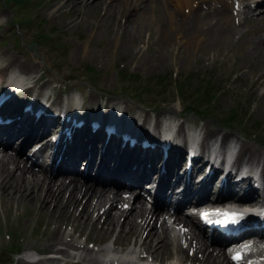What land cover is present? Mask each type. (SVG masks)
Segmentation results:
<instances>
[{
    "label": "bare ground",
    "instance_id": "6f19581e",
    "mask_svg": "<svg viewBox=\"0 0 264 264\" xmlns=\"http://www.w3.org/2000/svg\"><path fill=\"white\" fill-rule=\"evenodd\" d=\"M112 1L116 3L114 2L113 5L111 2V5H109L106 0L104 3L103 0H72V4L76 7L82 5L87 9L100 10L105 16L108 11L109 14L114 13V15L122 11L126 15V19H130L128 23L136 33H142L149 27V21L145 23L147 22L148 12L146 9L141 8L140 0ZM148 2L154 4V8H156L157 2L165 5L168 20L157 22L158 27L156 29L159 33L158 43L160 49L164 51L166 46H171L170 44L183 40L185 34H190L189 29L196 27L197 23H190V21L193 17L198 16L197 12L206 10L205 17L209 19L207 32L215 35L227 27L231 18L230 14H234L231 8H238L236 13H239V15L249 16V14H254V6L264 3V0H148ZM66 4L67 2L58 6L53 5L49 11L50 16L55 17L57 13L63 11ZM103 5L105 9H102ZM2 15L1 13L0 20L5 16ZM260 16H264V14L261 13ZM122 30L123 33L126 31L124 28ZM153 31L152 25L148 30L150 36L153 35ZM184 41L188 47L190 44L195 48L198 46L191 39L188 42L185 38ZM86 52H79V57L84 58ZM15 53L18 54L19 52ZM29 62L31 61L20 60L8 50L1 51L0 79H7V86L1 95H7L12 91L17 92L18 88L27 84L26 77L23 74L33 70L31 68L39 67L38 63L30 66L28 65ZM7 68L11 70L3 73ZM36 84L28 86L27 93L38 90L36 92L37 97L40 102L45 104V98L40 97L44 93L41 88L35 89ZM76 89V87L70 88L66 96L68 102L76 103V106H73V111L67 110L68 104L61 103L59 105L55 101L51 107L55 111H48L45 107L37 109L33 106L37 112V119L26 123L24 129L23 126L17 128L12 125L17 124L16 121L20 118L16 114H12L13 122L10 126L13 127L5 130L4 127L0 126V148L2 149H0V201L14 203L17 208L30 205L32 209H38L40 214L49 210L50 220L48 224H53L51 225L53 235H49L45 239L46 248L34 249L31 255L19 258L13 264H234L228 254L225 253L223 245L217 241L221 238L220 232L214 233V231H211V234L214 233L219 236H216L217 240L210 238L208 241L204 238L201 227L193 221L191 216L183 213L185 206L188 209L189 205H201L207 200H210V202L214 200L216 202L214 206H221L224 208L223 212L230 209L228 205L250 207L262 205L259 213L249 212L251 215L258 217L251 220L253 224L245 223L243 229L239 232H241L240 238L252 239L250 252L252 254L258 253L259 257L264 258V232L251 230V227L253 230H257L258 227L264 226V223H262L264 222V215L262 214L264 211V153H260L259 150L255 149V151L249 150L246 153L238 154L236 157L229 146L227 151L221 152L215 145L210 147L208 141L209 139L218 138L221 144L226 145L228 142L227 136L218 131H205L204 135L208 138L205 137V146L202 147V144L201 146L197 144L199 148H196L193 144H190L189 147L199 155H207L210 165L215 164L216 161L220 162L222 166L225 165L224 167L229 173L226 175V180L221 188L220 181L218 182L215 174L213 175L212 180L216 178L213 186L219 191L213 198H209L210 185L208 184L210 182L207 183L204 192L199 189V193L203 192L201 198L188 195L193 193V190L191 191L188 188L190 179L188 178L187 181L184 176H178V172L174 170L175 166L184 168L182 143H185V139L176 138L171 141L162 128H158L159 131L155 132L147 124L142 123L140 112L135 110V113L130 114L127 112L129 111L128 105L118 106L111 100L105 101L104 106L96 99H90L89 104L85 107V112L91 113L88 117V123H79L76 114H80L79 110L82 107L84 108V105L81 102V96L74 93ZM14 93H11V95L15 96ZM93 104L95 109L91 106ZM58 106V110L61 111L56 110ZM41 110L44 114H51V116L54 114L58 118L60 117L62 121V129L60 130L62 134L59 136L58 145L55 146V148L57 147L55 149L56 159L60 158V160L58 168L54 170L55 173L53 174L44 167V163L41 167L39 165L35 166L39 164L41 149L33 154L36 160L28 157L26 160H22L20 157L34 140L45 136L47 133H50V137L59 133L56 122L52 121V124L47 125V120L44 121L41 119L42 117H39ZM9 114L8 109L0 113V115L7 116ZM9 116L11 119V115ZM86 127L90 128V133L83 135L82 130ZM177 127L179 130L182 128L181 126L180 128ZM93 128L99 132L98 134L101 130L106 131L108 133L107 138L103 139L100 135L91 133V131H94ZM166 129H172V126L166 127ZM132 130L135 135L129 134ZM191 130L185 132V135L188 136L189 142H195L196 139ZM125 131H128V133L123 135ZM147 132L152 133L151 136L154 137H163L162 140L164 138L168 139L163 143L161 142V144L165 145L168 141L171 144L170 148L172 149L167 159L161 162V168L159 166L161 155L156 153L157 150L155 152L149 150L148 155L146 151L139 154L134 147L130 149L128 146V143H130L128 134L133 138L131 140V143H133L135 141L140 142L136 137L143 136ZM19 134H24L26 140L18 138L17 151L13 155H8L7 152L13 147ZM64 135H69L66 142H64ZM115 137H121L124 140H118ZM76 139L79 140L77 144H71L73 150L69 147V143ZM13 141L15 142L13 143ZM158 142L157 140L156 144ZM206 144L209 146L206 147ZM220 149L222 150L224 147ZM251 149L254 148L251 147ZM71 153H74V158L73 161L70 159L68 163L69 154ZM27 160L32 164L28 166L26 164ZM200 162L201 159H198L193 163V166H199ZM225 162L230 164H225ZM80 163L82 165L86 163V168H79ZM239 163L241 165L239 166L240 169L237 168ZM253 164L256 166H252ZM35 167H38V169H35ZM259 168V178L262 183L259 188L253 186L251 179H248L249 177L240 176L241 181L238 179L235 184H232L233 176L236 177L235 175L238 174L236 171L246 170L244 172L246 175ZM198 172V174H203L202 170H198ZM153 174L157 175L153 178ZM193 174L194 170L189 176L191 179ZM223 174H225L224 170ZM157 177L162 182L155 179ZM195 178L200 179L201 175ZM153 179L158 184L156 192L160 198L150 208L146 207L143 196L129 197V194L134 192L131 191L133 185L140 188V190L142 188L146 190L152 186H148L150 183H146L147 186L142 187L143 181ZM206 180H202L199 186L205 187ZM162 183L163 186L165 185L164 188L159 186ZM183 186L184 189L177 194V190L183 188ZM234 188L238 189L233 191ZM198 199L200 200L195 202ZM220 203L223 204L220 205ZM209 206L211 207V204L207 203L200 208H208ZM211 215L210 212L209 216ZM57 216H63L66 220L61 221L58 219L57 221ZM213 218L219 217L214 215ZM223 218L221 217V219ZM176 227L180 228L177 229ZM88 228L91 231H99L98 235L101 237H109L115 232V238L111 245L89 241L91 239V233L89 234V232L91 231H88L85 240L79 242L77 237ZM235 232L233 231V233ZM139 233H143V236ZM134 236L137 237L134 238ZM131 238L132 247H128L126 244H130ZM237 238L239 237L236 236L235 240ZM88 241L91 245L87 243ZM29 248L27 247V249ZM170 254L173 257H170ZM166 256H169V258Z\"/></svg>",
    "mask_w": 264,
    "mask_h": 264
},
{
    "label": "rangeland",
    "instance_id": "374dc122",
    "mask_svg": "<svg viewBox=\"0 0 264 264\" xmlns=\"http://www.w3.org/2000/svg\"><path fill=\"white\" fill-rule=\"evenodd\" d=\"M66 2L63 11L55 17L50 16L53 5ZM106 2L109 5L116 3ZM140 3L148 12L145 23L149 21L148 26L153 25L152 36L149 27L136 33L122 11L114 15L107 10L105 16L100 10L82 5L76 7L72 0H0V14L5 15L0 20V53L8 50L20 60L31 61L30 66L38 63L39 69L31 68L33 70L23 75L28 84L24 86L37 83L35 89L41 88L44 94L40 97L53 96L60 105L66 103L70 88L76 87L74 93L81 96L84 105L81 115L90 99H96L104 106L105 101L111 100L118 106L128 105L130 114L135 110L140 112L142 123L155 132L158 128L166 130L172 126L173 138L183 139L185 132L192 129L203 147L207 138L204 132L218 131L227 136L228 142L224 146L218 138L209 139L210 147L215 145L220 151L222 147L226 150L232 141L237 147L236 157L255 149L264 153V16H260L262 11L258 10L264 5L255 7L254 14L249 16L230 14L227 27L215 31V35L207 32L206 10L197 12L198 16L190 21L197 23L196 27L184 35L188 42L189 39L195 41L197 48L191 44L186 46L183 39L166 46L163 51L156 29L157 22L168 20L165 5L157 2L154 8L148 0H140ZM102 9H105L104 5ZM33 41L39 43L37 58L25 47ZM84 51H87L86 56L79 57V52ZM10 70L7 68L3 73ZM86 81L95 89L83 86ZM182 81L186 84L187 95L210 84L219 89L209 118L184 113L183 107L190 100L188 96L178 98L177 85ZM124 87L129 94L122 93ZM133 93L139 98L134 99ZM91 106L95 109L94 104ZM90 114L87 112L83 118ZM228 118L230 125L226 126L222 120ZM177 126L182 128L179 130ZM45 151L42 149L40 156ZM239 166L240 163L237 168ZM49 216V210L40 214L30 205L17 208L14 203L0 201V264H13L19 258L31 255L34 249L46 248L45 239L53 235ZM58 219L66 220L63 216H57ZM88 231L91 229L84 230L77 240L83 242ZM90 233L89 241L105 245H111L115 238V232L109 237H101L99 231ZM139 235L143 236V233ZM89 241L87 243L91 245ZM126 245L132 247V238ZM172 254L169 256L173 257Z\"/></svg>",
    "mask_w": 264,
    "mask_h": 264
},
{
    "label": "trees",
    "instance_id": "16d2710c",
    "mask_svg": "<svg viewBox=\"0 0 264 264\" xmlns=\"http://www.w3.org/2000/svg\"><path fill=\"white\" fill-rule=\"evenodd\" d=\"M120 75H121V77H125V74H123V73L122 74L120 73ZM210 85H212V84H210ZM210 85H206V86L202 87L204 89V91H203V89H201V90L197 89L193 92H190V95L186 94L185 89H187V87L183 81L180 83V85H177V90H178V94H179L178 98L183 97V96L184 97L188 96V100H190L189 104L184 106V112H187V113L192 112V113H195L198 116L203 117V118H205V117L209 118L213 114L214 104H212V103H213L215 96H216L219 89H216ZM132 88H131V90H132ZM122 93L129 94L128 91L125 89V87L123 88ZM132 97L134 99H135V97H136V99H137V97L139 98V96L135 95V94ZM230 118H228L226 120H222L223 124L226 126H229L230 125V123H229Z\"/></svg>",
    "mask_w": 264,
    "mask_h": 264
},
{
    "label": "water",
    "instance_id": "95a60500",
    "mask_svg": "<svg viewBox=\"0 0 264 264\" xmlns=\"http://www.w3.org/2000/svg\"><path fill=\"white\" fill-rule=\"evenodd\" d=\"M28 49L31 52H36L37 51V45L35 43H32V44L28 45Z\"/></svg>",
    "mask_w": 264,
    "mask_h": 264
}]
</instances>
